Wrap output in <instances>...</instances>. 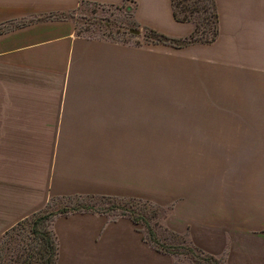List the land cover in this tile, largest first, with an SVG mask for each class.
I'll list each match as a JSON object with an SVG mask.
<instances>
[{
  "label": "crops",
  "instance_id": "crops-1",
  "mask_svg": "<svg viewBox=\"0 0 264 264\" xmlns=\"http://www.w3.org/2000/svg\"><path fill=\"white\" fill-rule=\"evenodd\" d=\"M214 2L216 39L175 48L219 87L197 110L147 87L148 47L53 15L124 5L187 36L171 0H0V235L52 200L137 199L170 206L164 225L222 264H264V0ZM50 228L56 264H184L127 216L69 210Z\"/></svg>",
  "mask_w": 264,
  "mask_h": 264
},
{
  "label": "rangeland",
  "instance_id": "rangeland-1",
  "mask_svg": "<svg viewBox=\"0 0 264 264\" xmlns=\"http://www.w3.org/2000/svg\"><path fill=\"white\" fill-rule=\"evenodd\" d=\"M208 14L207 8L206 13H201V19H196L199 28L204 26L202 17H208ZM53 15L70 17L78 35L148 47L150 59L147 87L165 89L166 94L171 95L165 97L166 104L194 105L198 106L197 110H203L208 102L210 105L220 104L219 87L216 88L213 80L209 84V96L206 94L205 66L179 58L175 53L176 47L172 45L154 42L155 36L146 28L137 26L124 5L82 3L68 14ZM196 115L198 119H203V112ZM62 209L97 211L112 218L130 215L140 220L143 232L157 242L155 245H160L163 252L176 256L180 263L212 264L210 260L198 259L203 256L201 253L189 251L193 244L184 234L176 233L164 225V218L168 215L170 206L104 196L52 200L45 207L19 220L7 230V233L0 235V264H19L13 254L24 253L28 249L35 250L36 246L42 248L43 239L40 234L52 231L50 228L52 217ZM220 261L217 264H222Z\"/></svg>",
  "mask_w": 264,
  "mask_h": 264
},
{
  "label": "trees",
  "instance_id": "trees-1",
  "mask_svg": "<svg viewBox=\"0 0 264 264\" xmlns=\"http://www.w3.org/2000/svg\"><path fill=\"white\" fill-rule=\"evenodd\" d=\"M171 3H172L174 18L180 22H184V21L191 22L193 23L194 28L189 35L184 37H169L156 30L147 29L151 34L155 36L153 37L154 42L169 44L176 48H180L193 43L208 44V43H212L216 39L218 35V26H217L218 18H217L214 0H192L191 2L190 0H171ZM207 8L209 13L208 17L207 16L202 17V23L204 24V26L203 28H199L196 19L200 20L201 13L202 14L206 13ZM65 212H67V209L59 210L58 213H65ZM52 215L54 214L52 213ZM129 217L136 223H139L140 221L138 218H134L130 215ZM7 230L4 231L3 234L7 233ZM40 237L43 239L41 241L43 246L42 248L39 249V247L36 246L37 249L35 250L28 249L24 253L22 252V253L13 254L15 261H19V264H29L30 262L32 263L34 262L33 264H56L57 245L53 232L50 230L46 231L40 234ZM147 237L150 242H153L154 246L158 250L162 251L160 245L158 246L155 245L157 244L156 241H153L152 238L148 236V234ZM189 251L201 253L203 255L202 258H198L201 261L210 260L212 264H217L220 261L219 259L209 254L203 253L198 247L194 245L190 246ZM195 257L197 258L198 256ZM202 264H207V263H202Z\"/></svg>",
  "mask_w": 264,
  "mask_h": 264
}]
</instances>
